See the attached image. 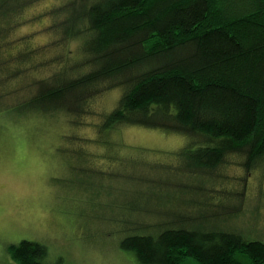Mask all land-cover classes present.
I'll list each match as a JSON object with an SVG mask.
<instances>
[{
    "label": "trees",
    "instance_id": "trees-1",
    "mask_svg": "<svg viewBox=\"0 0 264 264\" xmlns=\"http://www.w3.org/2000/svg\"><path fill=\"white\" fill-rule=\"evenodd\" d=\"M41 1L0 0V111L63 113L78 128L64 134L71 150L91 162L93 151L117 149L115 131L138 125L184 135L188 143L176 151L183 162L171 166L210 184L230 180L219 170L233 156L246 172L264 166V0H60L43 12L52 39L38 45L37 31L17 30L28 21L26 9ZM44 46L63 49L49 56ZM113 89L120 90L116 104L92 122V140L82 137L84 118L99 114L92 101ZM23 90L24 97L9 98ZM246 185L247 176L241 190L229 185L202 198L214 204L234 196L238 215ZM233 218L196 224L179 213L130 222L119 245L140 264H184L188 257L243 264L241 256L264 264V240L229 226ZM9 252L18 264H75L50 261L48 246L36 240L11 243Z\"/></svg>",
    "mask_w": 264,
    "mask_h": 264
},
{
    "label": "rangeland",
    "instance_id": "rangeland-1",
    "mask_svg": "<svg viewBox=\"0 0 264 264\" xmlns=\"http://www.w3.org/2000/svg\"><path fill=\"white\" fill-rule=\"evenodd\" d=\"M59 1L42 0L30 5L25 13L28 21L17 33L37 31L34 43H49L50 20L43 12ZM76 45L77 42L71 44L73 49ZM44 48L49 56L63 49ZM48 70L47 61L44 71ZM17 95L20 98L26 93L23 90L9 98ZM119 95V89L107 90L92 101L99 114L84 118L83 128L78 131L82 137L92 140V122L112 109ZM1 111L0 264H18L9 245L21 239L46 244L50 261L63 258L66 263L75 264H140L132 252L119 245L125 226L144 220L151 224L175 220L179 213L196 224L205 222L206 216L217 221L229 214L233 218L240 202L236 197L214 199L212 204L202 196L208 192L209 196L218 197L220 189L229 185L241 190L245 176L243 209L229 226L242 227L264 240V166L246 172L238 163L239 157L233 156L219 170L230 180L210 184L205 176L171 166L178 167L183 162L176 151L188 143L184 135L138 125L115 131L117 149L112 153L93 151L91 162L90 155L85 157L71 150L74 145L64 134L75 131L76 125L63 113L19 116ZM157 163L170 166V170L156 166ZM159 178H171L172 182H161ZM198 184L208 190H200ZM241 257L247 264L248 260ZM184 264L198 263L188 257Z\"/></svg>",
    "mask_w": 264,
    "mask_h": 264
}]
</instances>
